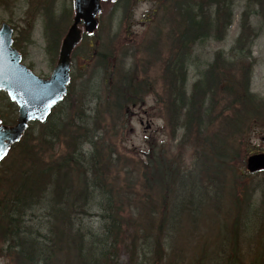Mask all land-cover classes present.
Wrapping results in <instances>:
<instances>
[{
    "label": "trees",
    "instance_id": "1",
    "mask_svg": "<svg viewBox=\"0 0 264 264\" xmlns=\"http://www.w3.org/2000/svg\"><path fill=\"white\" fill-rule=\"evenodd\" d=\"M137 1L123 2L122 19ZM156 1L145 42L129 50L130 36L114 33L88 48L84 59L99 81L85 80L79 89L72 82L48 120L32 124L1 163L0 257L10 264H118L121 250L135 257L146 254L145 247L151 249L152 264L167 261L168 226L184 212L193 216L190 197L197 188L192 180L181 184V165L168 155L179 131V151L201 150L200 165L208 172L243 157L245 138L254 126L264 125V101L251 92L258 37L251 19L264 22V0L246 1L234 57L217 51L191 90L194 47L224 40L235 0ZM47 20V51L54 58L65 28L57 31L50 12ZM31 29L28 25L25 39ZM158 65L163 66L160 93L150 74ZM151 93L161 105L170 141L151 135L145 158H135L119 150L117 138L127 129L130 108ZM2 102V118L13 122L14 103L6 99L9 113ZM181 185L189 195L175 192ZM88 217H97L99 225Z\"/></svg>",
    "mask_w": 264,
    "mask_h": 264
},
{
    "label": "rangeland",
    "instance_id": "2",
    "mask_svg": "<svg viewBox=\"0 0 264 264\" xmlns=\"http://www.w3.org/2000/svg\"><path fill=\"white\" fill-rule=\"evenodd\" d=\"M246 1L235 0L233 24L224 40H207L194 47L187 83L188 90H191L199 73L211 63L216 51L223 50L226 56L234 57L231 55L232 48L241 31L242 13ZM123 2L126 0L119 1V4H105L100 16L101 25L98 33L78 49L73 66L74 88L76 85L79 87V84L86 79H94L92 68L90 69L89 63L84 61V55L89 52L88 48L99 46L114 33H119L121 36L126 34L130 36L125 44H128L129 50H133L145 42L151 34L153 30L151 20L155 17L153 11L157 1H137L133 6L132 14L122 19ZM47 8L51 9L54 24L60 33L66 24L71 22L74 11L73 0H0V24L5 21L13 25L14 43L23 52L24 63L32 67L38 76L45 78L50 76L57 58V56L52 58L47 51L45 32L48 23ZM63 12H66L65 15L62 14ZM29 24L32 25L31 33L29 39H25ZM252 25L258 37L252 47L251 59L255 60L256 64L253 68L251 92L258 99H264V22L253 17ZM112 45H117V42L113 41ZM165 51L167 55L165 53L164 56H169L168 49ZM162 67L158 65L150 71L157 81L156 93L161 92ZM98 93L97 89L92 91L94 95ZM2 107L12 113V110L6 107V101L2 102ZM15 115L17 117V111ZM165 126L161 105L157 103L155 93L151 94L146 98L143 106L130 108L127 129L117 138L119 150L128 155L132 154L135 158H139L140 155L144 158V152L149 150L147 138L153 135L158 141L168 140ZM180 135L182 131H179L177 142L172 144L168 155L174 156L177 165H181L179 170L182 181L184 178L194 177L198 183L196 194L190 197L191 202L195 200L191 206L194 213L193 216L187 212L181 214L178 218L179 224L174 220L169 225L171 237L167 241V261L164 259L159 264H195L197 261L199 264H230V260L234 258H237L239 264H250L264 260L261 259L264 254V226L260 224L264 225V172L250 174L246 170L249 152H264V125L254 126L252 132L245 138L243 151L245 157L230 161L232 169L227 180L219 183L221 188L218 187L219 184L216 186V178H214L216 175L213 171L198 172L200 170L198 167L203 161L201 150L188 147L179 151ZM180 190L185 195L190 194L189 188L181 186ZM171 195L172 193L170 197ZM232 197L238 200L235 210ZM210 198L212 201L209 200ZM184 200L187 202V198ZM201 202L205 204L200 209ZM244 203L247 204V208H242ZM177 212L178 208H175L172 213L173 219ZM87 220L88 222L93 220L94 226L99 225L97 217H88ZM241 227L244 229L243 232ZM260 227L262 228L259 230ZM150 250L145 247L146 254L140 251V255L135 257L127 250H121L117 263L152 264L154 257ZM0 264L10 263L0 257Z\"/></svg>",
    "mask_w": 264,
    "mask_h": 264
},
{
    "label": "water",
    "instance_id": "3",
    "mask_svg": "<svg viewBox=\"0 0 264 264\" xmlns=\"http://www.w3.org/2000/svg\"><path fill=\"white\" fill-rule=\"evenodd\" d=\"M104 0H75L73 22L62 38L56 65L52 75L40 78L21 64L22 56L12 47V28L3 23L0 28V89L8 92L17 102L18 118L14 125H3L0 119V161L14 143L20 141L29 123L45 121L51 109L67 93L74 50L84 34L93 35L99 25L97 15L102 11ZM114 1V0H110ZM248 169H264V153L251 155Z\"/></svg>",
    "mask_w": 264,
    "mask_h": 264
}]
</instances>
